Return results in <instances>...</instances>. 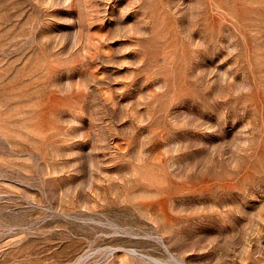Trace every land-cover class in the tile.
<instances>
[{"label":"rangeland","instance_id":"obj_1","mask_svg":"<svg viewBox=\"0 0 264 264\" xmlns=\"http://www.w3.org/2000/svg\"><path fill=\"white\" fill-rule=\"evenodd\" d=\"M0 264H264V0H0Z\"/></svg>","mask_w":264,"mask_h":264}]
</instances>
